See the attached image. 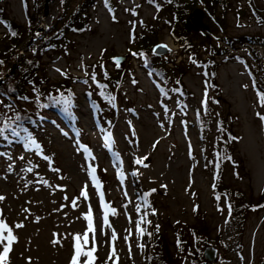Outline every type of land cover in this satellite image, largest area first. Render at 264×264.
<instances>
[{
	"label": "rangeland",
	"instance_id": "1",
	"mask_svg": "<svg viewBox=\"0 0 264 264\" xmlns=\"http://www.w3.org/2000/svg\"><path fill=\"white\" fill-rule=\"evenodd\" d=\"M41 1L42 12L33 16L35 31L43 32L82 0H48L47 8ZM155 2L164 1H95L87 30L37 55L47 85L30 86L26 96L0 90V113L11 104L7 114L20 115L40 145L0 137V219L16 236L9 264H71L74 237L85 233L79 264L93 246L91 264H264V207L243 208L240 218L234 213L264 190V121L257 116H264L263 93L251 75L264 83V0H228L209 34L203 10L191 13L188 25L206 29L196 37V53H214L218 67L215 74L211 61L190 67L183 76L187 97L174 81L159 80L152 58L144 61L151 51L183 59ZM28 3L36 15L35 0ZM0 8L28 26L23 0H1ZM6 34L0 21L2 47ZM143 36L154 47L140 46ZM37 37L14 63L37 49ZM159 45L166 54L155 53ZM103 90L109 100L98 98ZM61 96L70 97L68 111L44 105ZM207 246L217 249L212 263Z\"/></svg>",
	"mask_w": 264,
	"mask_h": 264
},
{
	"label": "trees",
	"instance_id": "2",
	"mask_svg": "<svg viewBox=\"0 0 264 264\" xmlns=\"http://www.w3.org/2000/svg\"><path fill=\"white\" fill-rule=\"evenodd\" d=\"M1 1V0H0ZM24 1V8L26 11V15L28 17V26L26 28L21 27L18 23H15L13 20L9 19L7 16L2 15V9L0 8V21L2 25L7 28V34L5 37V45L0 46V78L3 77L5 73V68H10L15 60L14 54L18 53L22 47L29 41L33 32L37 29L38 25L35 19H38V15L42 12L44 5L41 0H35V14L30 15L29 10L30 6L28 0ZM97 0H82L80 4L74 9L70 10L69 6L64 7V11L60 18H57L49 27H47L43 32H41L37 39L39 45L37 49L32 53L23 57L22 61L15 68L13 73L9 75V77L2 83V87L0 86V90L7 91L8 95L11 96H26L27 90L30 86L33 85H47L48 81L44 80L42 77L45 75V72L41 70V66L39 63V59L42 56L37 57L38 54H46L47 50H57L59 46L63 43L70 40L71 34H81L83 31L87 30L90 23V7ZM103 3L112 7L109 3L111 0H102ZM162 5H158L156 2L154 3L158 8L162 10V14L166 15L167 22L169 25V29L171 35L175 42L181 46V57L183 59L176 61V59L169 60L163 56H148L147 53L144 54L147 64H150L151 58L153 59V63L157 66L154 68L156 76L159 77V80H162L163 83L167 84L170 81H174L178 86H180V92L183 96L187 97L189 95L186 87L183 84V76L188 72V69L192 66H197L204 68L209 63H213L212 71L214 74L217 72L218 62L215 58V54L213 53L209 57L204 58L202 55H197L198 49L195 46L196 37L199 35H204L206 33V29H202V26H189L188 18L195 9H202L205 14V18L207 19V24L209 25V29L207 33H211V28L214 25H219V20L221 17V13L217 12L218 8H226L228 5V0H163ZM109 8V7H108ZM218 13V14H217ZM34 15V16H33ZM205 23V22H204ZM15 32L16 35H12V32ZM151 37H154L151 35ZM151 37H142L140 41V46L150 45V47H154L156 41L152 40ZM64 40V41H63ZM222 40L227 43H231L233 45L232 39L222 38ZM264 41H259L260 44H264ZM196 48V49H195ZM218 51V50H217ZM197 52V53H196ZM222 52V51H219ZM10 57L12 62L8 58ZM211 61V62H210ZM172 63V65H169ZM153 64V66H154ZM40 66V69H39ZM41 71V72H40ZM253 77V83L259 93L264 94V83L258 79L254 73L251 72ZM262 77V76H260ZM157 80V78H156ZM263 81V80H262ZM162 86V85H160ZM175 87V86H174ZM162 88V87H161ZM217 88V86L215 87ZM109 92L107 90H103L101 92L102 97H98L99 99H110ZM107 100V101H108ZM44 105L53 107V108H63L62 105L54 104L51 102H44ZM42 108V109H41ZM39 109V112L43 113V107ZM69 110V109H68ZM222 131V130H221ZM229 135H232V131H228ZM221 141H224L226 136L225 132L222 131ZM238 207L237 211L235 210V216L238 218L241 217L243 208L244 210H252L257 207H264V190L256 200H246ZM241 225V222L239 223ZM244 227V220H242V225ZM204 260V258H202ZM203 262V261H202ZM200 264L201 262H198Z\"/></svg>",
	"mask_w": 264,
	"mask_h": 264
},
{
	"label": "snow or ice",
	"instance_id": "3",
	"mask_svg": "<svg viewBox=\"0 0 264 264\" xmlns=\"http://www.w3.org/2000/svg\"><path fill=\"white\" fill-rule=\"evenodd\" d=\"M150 2H151V0H150ZM106 3H107V0H106ZM12 35L14 36V35H16V33L13 31ZM158 47H165L166 48L167 46L162 45V46H158ZM0 63H3V62L0 61ZM245 87H247V86H245ZM260 100H261L262 104H264V94L260 95ZM52 102L54 104H57V105H62L64 111H68V109L71 106L70 97H64V96H61L60 98L53 97ZM5 108L7 109V112H11L13 110V106L11 104L5 105ZM7 112L0 113V137H2L4 140L9 141V142H12V139H15V140H18L19 142H22L23 144H25L26 147H34L37 150H39L40 145L35 142L33 134L29 131L28 128L23 126V118L20 115H16L14 117L9 116L7 114ZM257 116L262 121H264V116H262L260 113H257ZM233 139H235V138H233ZM46 159H47V157H46ZM137 163H140V161H137ZM29 171H31V169H29ZM92 171L94 173L95 169H93ZM93 179H95L94 176H93ZM97 186L99 187V185H97ZM153 191H155V190H153ZM82 195H84L86 197L87 192L86 191L82 192ZM3 199H4V197L0 196V200H3ZM73 207H75V204H73ZM105 208H107V205H105ZM113 214H115L114 210H113ZM86 218L89 221H91L90 213L87 215ZM141 219H143V217ZM104 221L107 222V213H105V215H104ZM15 227L19 228V227H23V225L17 224V225H15ZM89 229H92L91 222L89 223ZM140 231L143 232L144 230L141 228ZM5 233H7V235H5ZM116 238H117L116 234L113 231L112 240L115 241ZM74 239L76 241V244L74 246L75 247V254H74V257L71 261V264H79V257L81 255L80 241H81V239H83L84 242L86 243L87 242V234L85 233V235L83 237H81L79 234H76ZM127 239H128V237H125V240H127ZM15 241H16V236L13 234L12 228L10 226H8L4 222L3 219H0V264H9L8 256H9V253L11 251V246ZM53 243L54 244L59 243V241L54 240ZM94 251H95V247L93 246L92 249L85 251L83 253V255L85 257L90 258V259L85 261V264H91V257H92V253ZM113 255H115L114 248H113Z\"/></svg>",
	"mask_w": 264,
	"mask_h": 264
},
{
	"label": "water",
	"instance_id": "4",
	"mask_svg": "<svg viewBox=\"0 0 264 264\" xmlns=\"http://www.w3.org/2000/svg\"><path fill=\"white\" fill-rule=\"evenodd\" d=\"M47 2H48V0L46 1V4H45L46 8H47ZM46 15H47V13H45L43 16L45 17ZM200 16H201V11H197L196 14H195V17L199 18ZM42 29L43 28H39L37 31L34 32V34L32 35V37L30 39V41L26 44V46L23 49L28 48L33 43L34 38L37 37L40 34ZM159 46H162V45H159ZM23 49H22V51H23ZM166 51H167V49L165 47H158L157 46L155 48V53H157L159 55L160 54H166ZM18 62H20V61H18ZM17 65H18V63H14L10 67V69L7 71L6 75L0 80V85L4 82V80L7 79L9 74L12 73L15 70ZM204 256H205V258H206V260L208 262H210V263L214 262L215 259H216V256H217V249L214 246H207L205 248V250H204Z\"/></svg>",
	"mask_w": 264,
	"mask_h": 264
},
{
	"label": "bare ground",
	"instance_id": "5",
	"mask_svg": "<svg viewBox=\"0 0 264 264\" xmlns=\"http://www.w3.org/2000/svg\"><path fill=\"white\" fill-rule=\"evenodd\" d=\"M260 44V43H259Z\"/></svg>",
	"mask_w": 264,
	"mask_h": 264
}]
</instances>
